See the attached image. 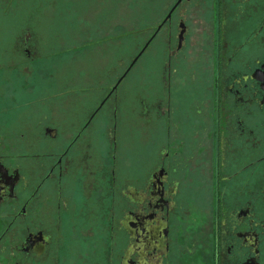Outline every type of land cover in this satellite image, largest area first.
<instances>
[{
  "label": "flooded vegetation",
  "instance_id": "1",
  "mask_svg": "<svg viewBox=\"0 0 264 264\" xmlns=\"http://www.w3.org/2000/svg\"><path fill=\"white\" fill-rule=\"evenodd\" d=\"M162 12L0 55V264H264V0Z\"/></svg>",
  "mask_w": 264,
  "mask_h": 264
},
{
  "label": "rangeland",
  "instance_id": "2",
  "mask_svg": "<svg viewBox=\"0 0 264 264\" xmlns=\"http://www.w3.org/2000/svg\"><path fill=\"white\" fill-rule=\"evenodd\" d=\"M41 1L42 4H38L37 0L0 1V55L13 50L15 36H20L25 29L32 30L34 36L38 35L47 40V43L50 41L57 46H60L61 41H63L62 45L66 46L68 42L78 39L75 36L85 29V21L89 22L88 29L91 26L92 29L99 27L105 33L111 32L114 23H123V33L126 35L128 32L148 27L149 22L156 15L162 16V9L173 2V0H73V10H66L62 4L61 8L55 10L51 6V0ZM113 29L115 30L114 27ZM125 44L127 43H123ZM118 45L117 42L107 44L108 48H111L108 56L105 55L106 49L92 51L88 59L82 60L75 66L76 69L78 67L89 69L92 74L91 82H95L93 79L95 76H100L104 66L117 58V61L122 59V62L129 64L132 61L134 47L129 51L123 48L116 49ZM148 60L145 59L146 64ZM4 92H7V89L0 80V94ZM1 99L3 98H0V116H2L0 122L19 128L20 119L18 122L15 120L19 114L18 110L15 114L1 112L7 106L6 101ZM23 100L18 104L25 103Z\"/></svg>",
  "mask_w": 264,
  "mask_h": 264
}]
</instances>
